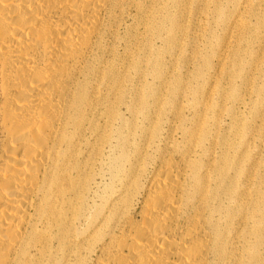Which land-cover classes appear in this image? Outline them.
<instances>
[{"label":"bare ground","instance_id":"obj_1","mask_svg":"<svg viewBox=\"0 0 264 264\" xmlns=\"http://www.w3.org/2000/svg\"><path fill=\"white\" fill-rule=\"evenodd\" d=\"M159 1L0 0V264L264 259V175L249 164L246 100L216 83L184 95L150 51L148 36L182 25L171 0ZM260 4L215 5L226 36L218 63L246 44L260 66L264 21L247 26ZM182 36L169 31L166 42ZM116 42L126 44L119 56ZM174 51L177 64L185 53ZM217 54H201L195 84ZM136 71L158 79L134 87Z\"/></svg>","mask_w":264,"mask_h":264},{"label":"rangeland","instance_id":"obj_2","mask_svg":"<svg viewBox=\"0 0 264 264\" xmlns=\"http://www.w3.org/2000/svg\"><path fill=\"white\" fill-rule=\"evenodd\" d=\"M158 1V0H156ZM161 1V0H160ZM159 1V2H160ZM171 0V10H177L178 15L181 17L180 28L173 29V26L167 21L164 27V33L156 38L153 35L148 36L151 38L150 51L156 53V55L161 54V62L164 64L165 72L172 74V76H178L179 82L183 81L186 84L187 91L185 96L189 99L192 97L189 95L188 90L191 88L190 85H196V87H206L211 92L208 83L211 85L217 84L220 90L230 89L232 86L241 89V95L244 96L246 102L243 107H241V113L243 118L246 120V133L248 140L253 139V145L248 147L249 153L252 155L250 165L254 164V172L259 175H264V107L259 106L262 101L264 102V94H259V89H264V58L260 63V66L256 68V63L258 54V47L246 44H240L235 52H231L228 56L227 61L224 64H220L217 61L218 55L221 53V44L226 41V36L223 27L215 23V5L221 3L231 11L235 10L234 0ZM243 1V0H241ZM183 3V4H182ZM181 5V6H180ZM187 17H182V15ZM252 18H250V23H247L249 29H254L255 23L258 19L264 21V4L255 6V8L250 13ZM133 20L129 15L124 17L121 35L123 37H128L130 34L128 28L133 29ZM184 30L185 36L177 41L176 45L170 46L166 42V33L169 31H179ZM135 32V30H134ZM182 35L181 32H178ZM219 37L220 40L211 37ZM180 37V36H178ZM146 38V37H145ZM140 39L142 41L143 39ZM113 43V42H112ZM115 51L119 56L123 53V49L126 47L125 43L116 42ZM168 46V47H167ZM182 49L185 53L183 59H181L177 64L173 62L171 58V53L174 54V49ZM216 49L217 57L213 59L210 66L204 70L203 78L196 83L197 72L200 68L204 66L201 54H206L212 49ZM238 48L241 49L240 63L245 69L240 71L239 61H235V57L238 54ZM138 51L135 50L134 61L137 62ZM234 74H238L236 78H232ZM133 86L139 88L144 81L147 83H152L158 78L148 73L144 78L139 71L134 72L132 75ZM209 96V95H208ZM206 97V99L208 98ZM177 97L176 99H178ZM175 99V100H176ZM214 102L221 103L222 100L218 94L213 97ZM180 102V98H179ZM259 186L258 180L255 182V187ZM264 197V189L260 190ZM264 210V204H263ZM260 219V217H259ZM264 224V221L261 222ZM251 226V224L249 225ZM260 264H264V259Z\"/></svg>","mask_w":264,"mask_h":264}]
</instances>
